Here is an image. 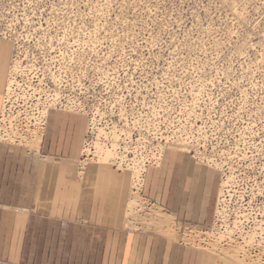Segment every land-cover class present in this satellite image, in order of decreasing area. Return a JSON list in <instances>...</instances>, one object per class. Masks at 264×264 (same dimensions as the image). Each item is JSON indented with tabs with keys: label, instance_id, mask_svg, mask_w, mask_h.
<instances>
[{
	"label": "rangeland",
	"instance_id": "1",
	"mask_svg": "<svg viewBox=\"0 0 264 264\" xmlns=\"http://www.w3.org/2000/svg\"><path fill=\"white\" fill-rule=\"evenodd\" d=\"M0 39L11 71L21 65L6 106L17 134L1 143L38 151L48 117L34 113L47 103L48 116L83 117L81 167L140 169L146 182L178 153L209 171L218 194L206 228L170 214V233L215 264L241 246L236 264H264V0H0ZM93 141L105 152L83 164ZM139 195L131 230L163 216L145 183Z\"/></svg>",
	"mask_w": 264,
	"mask_h": 264
},
{
	"label": "crops",
	"instance_id": "2",
	"mask_svg": "<svg viewBox=\"0 0 264 264\" xmlns=\"http://www.w3.org/2000/svg\"><path fill=\"white\" fill-rule=\"evenodd\" d=\"M10 55L0 39V111ZM84 131L83 117L52 111L38 151L0 142V264H215L182 232L177 240L166 219L172 214L206 228L218 194L209 171L178 153L166 156L158 170L167 167L164 174L144 182L145 197L163 216L152 214L147 228L131 230L129 174L81 167Z\"/></svg>",
	"mask_w": 264,
	"mask_h": 264
},
{
	"label": "bare ground",
	"instance_id": "3",
	"mask_svg": "<svg viewBox=\"0 0 264 264\" xmlns=\"http://www.w3.org/2000/svg\"><path fill=\"white\" fill-rule=\"evenodd\" d=\"M2 63V62H1ZM13 64V63H12ZM9 75H10V79H8L9 81L7 82L8 83V87L6 88V90H5V93H4V96H3V99H2V108H1V111H0V117L2 116L3 118H5L4 120H6V117L9 115V113L11 114L12 112H10V111H7V104L9 103V100L11 101L12 100V98H13V96L12 95H14L15 94V91L13 90V85H14V82H16V79H15V77L14 76H18V75H20L21 73H20V69H21V65H20V63H17V64H15L14 66H13V68H12V71H11V67H9ZM11 72V73H10ZM22 73H23V71H22ZM12 75H13V77H12ZM11 80H14L13 82H11ZM12 84V85H11ZM23 95V98L22 99H24V97L26 98L27 96H29L28 95V93L26 94V92H25V94H22ZM18 97L19 96H17V99H18ZM57 99V98H56ZM25 100V99H24ZM55 100V99H54ZM50 102V101H49ZM48 102V103H49ZM53 103L54 102H52L51 104L53 105ZM46 104L47 103H43V104H41V106H43V109H42V112H41V117L42 118H44V119H46L47 117H48V112H47V108H46ZM50 104V103H49ZM50 104V105H51ZM51 105V106H52ZM55 106V105H54ZM53 107V106H52ZM52 107H50V108H52ZM46 108V109H45ZM9 110V109H8ZM26 112V111H25ZM12 115V114H11ZM23 115H25V114H23ZM28 115V114H27ZM27 115H25V118H28V116ZM27 116V117H26ZM10 118L11 117H7V126L8 125H10V127L8 128V127H6L5 125L4 126H2V128H0V139L1 138H4V137H1V135H7V133L9 132L8 130L10 129V131L13 133V126L11 125V123H12V121H10ZM13 119L14 118H16V117H12ZM12 118H11V120H12ZM19 118V117H18ZM32 119V118H31ZM14 120H16V119H14ZM26 120H28V119H26ZM17 121V120H16ZM1 122H3V121H1ZM5 122V121H4ZM28 122H30V120H28ZM41 122H43L42 120H41ZM27 125H29V124H27ZM26 125V127H28ZM44 127H45V125H46V123H45V125H44V123L42 124ZM42 126V127H43ZM92 127V126H91ZM92 130V129H91ZM90 130V131H91ZM13 134H17V133H13ZM7 136H9V135H7ZM20 137H18V139H19ZM33 142H35V140L33 141ZM35 144V143H34ZM93 144V145H92ZM91 145H87L88 147H86L85 148V150L82 152V154H83V156H86L87 157V159L84 161V162H82L83 164H85V162L86 161H89V160H91V161H93V160H96V158L100 155V154H103L105 151H104V148L101 146V143L99 142V141H97V142H95L94 143V141H93V143H92ZM185 142H181V143H179L178 144V146H174L175 148H173L172 147V150H175V149H179L180 151H185V149H186V147H185ZM36 145V144H35ZM184 145V146H183ZM185 147V148H184ZM169 150H171V148H169ZM161 151V150H160ZM177 151V150H176ZM170 153H175V152H170ZM170 153H169V155H170ZM168 155V154H167ZM90 156H92V157H94V158H90ZM198 156H200L199 154H198ZM203 156V155H202ZM106 157H109V154H107L106 155ZM161 158V155L159 156V157H157L156 155L155 156H153V161H155V163L154 164H156L157 166H159L160 165V163H161V161H162V159H160ZM163 159H164V157H163ZM152 160V159H151ZM143 162V161H142ZM159 162V163H158ZM168 162V161H167ZM151 164H153L152 162H151ZM139 166V165H138ZM140 166H143L142 168H144L146 165L145 164H143V163H141L140 164ZM146 168V167H145ZM167 168V167H166ZM153 173V172H152ZM152 173H150V175L148 176V179H150V177H152ZM145 174H146V171H140V169H137V170H135V171H133L132 172V174H130V176H131V195H130V199H129V203H128V212H127V214H126V218H127V220H125V222H126V226H128V225H130V222H129V219H130V217L132 216V215H134V213H135V209L137 208V206H138V199H139V193H140V191H141V188H142V186L144 185V176H145ZM155 175V174H154ZM129 176V177H130ZM223 205V204H222ZM137 210V209H136ZM219 212V211H218ZM222 212V211H221ZM223 213V212H222ZM222 219V218H221ZM227 219V218H226ZM223 221V220H222ZM227 222V221H226ZM216 223V222H215ZM221 225H223V224H221ZM238 229V228H237ZM225 231V230H224ZM199 234V233H198ZM226 234H228V233H226ZM196 235V234H195ZM194 235V236H195ZM202 235V234H201ZM229 235V234H228ZM198 236V235H197ZM215 236V235H214ZM224 235H222V237H223ZM207 237V236H206ZM206 237H203V238H206ZM221 237V238H222ZM195 238H197V237H195ZM221 238L219 239V238H217V240H221ZM225 238V237H224ZM201 239V238H200ZM199 239V240H200ZM249 239L250 240H252L253 238H251V237H249ZM185 240V239H184ZM215 240V239H214ZM204 240H202V242H203ZM222 241H223V239H222ZM196 242V241H195ZM198 242H200L201 243V241H198ZM216 242V241H215ZM196 244V243H195ZM199 244V243H198ZM219 244H220V242H219ZM211 245H213V244H211ZM217 246H220V245H218L217 244ZM217 246H214L213 245V247H215V248H217ZM222 247V246H221ZM219 248V247H218ZM261 249V248H260ZM240 250H243V247L241 246V248L240 247H236V248H230L229 249V251H225V252H223V260L227 263V264H236L237 263V259L239 260V258H241V256H240V253H239V251ZM261 252V251H260ZM243 261V260H242ZM241 262V261H240Z\"/></svg>",
	"mask_w": 264,
	"mask_h": 264
},
{
	"label": "built area",
	"instance_id": "4",
	"mask_svg": "<svg viewBox=\"0 0 264 264\" xmlns=\"http://www.w3.org/2000/svg\"><path fill=\"white\" fill-rule=\"evenodd\" d=\"M34 114H35V116H36V121L40 122V121H41V115H40V112H35ZM33 123L36 124L35 121H33Z\"/></svg>",
	"mask_w": 264,
	"mask_h": 264
}]
</instances>
